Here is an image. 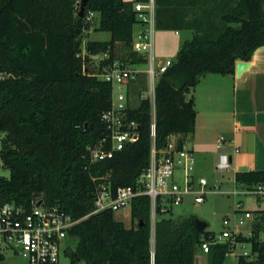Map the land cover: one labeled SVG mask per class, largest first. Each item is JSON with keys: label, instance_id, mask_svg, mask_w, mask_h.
<instances>
[{"label": "trees", "instance_id": "obj_1", "mask_svg": "<svg viewBox=\"0 0 264 264\" xmlns=\"http://www.w3.org/2000/svg\"><path fill=\"white\" fill-rule=\"evenodd\" d=\"M81 1L0 0L1 157L10 171L8 178L0 176V198L29 207L43 196L45 204L75 218L93 211L100 183H109L113 193L135 185L153 145L150 102L142 100L129 109L140 123V139L112 158L91 162L89 147L107 135L102 115L111 106L112 85L86 61L104 54L107 66L147 62L133 47L140 23L134 4L145 0H88L80 16ZM89 12L100 15L95 30L111 32L110 40L84 45ZM155 28L193 33L157 81L155 146L162 149L171 135L194 132L195 100L188 93L200 78L235 74L236 62L251 60L264 45V0H157ZM145 87L140 80L136 93ZM235 180L255 185L264 171H239ZM130 209V227L111 209L77 223L71 229L77 240L72 262L198 264L202 243L214 236L196 229L194 215L160 214L153 243L149 196L134 198ZM258 213L251 236L211 244L209 264H222L236 243L251 244V253L239 255L236 264H264V211Z\"/></svg>", "mask_w": 264, "mask_h": 264}, {"label": "built area", "instance_id": "obj_2", "mask_svg": "<svg viewBox=\"0 0 264 264\" xmlns=\"http://www.w3.org/2000/svg\"><path fill=\"white\" fill-rule=\"evenodd\" d=\"M134 7L144 28L135 33L133 47L147 58L145 64L148 66L141 69V64L116 60L102 74L95 67L98 77L102 75L101 79L112 85V93L111 106L102 115L107 135L98 144L89 147V151L93 163L112 158L117 151L136 143L140 139V123L130 117L129 109L138 106L142 100H149L153 140L150 162L133 186L118 187L113 193L109 183H100L96 188L95 208L85 217L107 209L115 212L131 206L134 198L147 195L150 198L154 233L157 216L170 213L172 206L181 203L185 195H193L196 203L204 202L209 193H248L258 199L264 198V180L255 184L253 189L243 184L239 190L234 188L227 191L219 182L210 184L206 177H196L193 153L184 144L179 147L180 139L175 134L169 137L164 148H156V85L160 75L172 65L173 59L161 61L154 55L157 0L139 1ZM94 15L95 12H89L87 21H91ZM140 80L145 81L146 87L137 94L135 87ZM223 140L224 137H221L219 141ZM216 167L219 171L228 170L230 155L221 154ZM179 179H183V182ZM242 206L239 201V224H244L252 216L250 211L242 210ZM83 218L73 217L59 205L45 204L43 196L33 199L29 207L0 198V259L5 251L10 250L23 256L28 264H61L62 257L72 258L70 253L76 248L72 249L70 240L76 238L71 235V229ZM236 235L233 231H224L218 236L214 234L211 240L202 243L201 248L207 253L211 244ZM251 235L252 231L247 236Z\"/></svg>", "mask_w": 264, "mask_h": 264}, {"label": "crops", "instance_id": "obj_3", "mask_svg": "<svg viewBox=\"0 0 264 264\" xmlns=\"http://www.w3.org/2000/svg\"><path fill=\"white\" fill-rule=\"evenodd\" d=\"M142 27L135 26V33ZM249 62L251 66L240 76L235 71L231 75L209 73L200 78L188 93L195 100V130L177 135L193 153L194 173L210 174L225 190L243 185L235 180L239 171H264V45L255 50ZM223 153L230 155V168L219 171L216 166ZM240 194L252 196L256 202L253 207H246L245 200H239L242 210L250 211L249 220L254 222L258 212L264 211V198ZM204 253L206 256L198 255V264H209L208 253Z\"/></svg>", "mask_w": 264, "mask_h": 264}, {"label": "rangeland", "instance_id": "obj_4", "mask_svg": "<svg viewBox=\"0 0 264 264\" xmlns=\"http://www.w3.org/2000/svg\"><path fill=\"white\" fill-rule=\"evenodd\" d=\"M100 15L95 13L93 19L90 21L91 32H85L86 36L84 38V45L88 40L96 41H108L111 39L112 34L109 31H98L95 30V27L99 24ZM137 27H142L141 23L136 25ZM144 28V26L142 27ZM193 35L191 30H181L179 33L175 30H154V55L157 60H167L175 59L178 50L181 47V44L184 40L191 38ZM136 47L139 48L138 43ZM84 53V52H83ZM107 59V55H91L86 61V65L92 68H97L99 74L107 68V65H103L104 61ZM86 60V59H85ZM147 64H141L139 67L141 69L147 68ZM102 75H99L101 78ZM196 177L204 176L209 180V183H215L213 177L208 173L196 174ZM0 176L9 177L10 171L3 165V160L1 157V136H0ZM180 182H183V179H179ZM240 185L239 188L240 189ZM253 187V185H251ZM232 189L231 186L226 189ZM240 199H244L246 207L254 206L252 196H245L243 194H232L228 192L223 193H209L207 194L205 201L201 203H196L194 201L193 195H185L184 199L179 204H174L170 213H165V216L178 217L182 215H194L199 219H202L208 223L207 231H210L217 236L222 234L224 231H233L236 234L249 235L250 231L253 228V222L249 219L245 221L244 224H239L238 216L239 211L237 203ZM115 218L119 221H122L125 226L130 227L132 225V216L130 206L121 208L115 211ZM161 218L159 214L157 219ZM153 232V230H152ZM235 237V236H234ZM232 237V238H234ZM263 238V237H262ZM225 240V238L223 239ZM226 241V240H225ZM224 242V241H223ZM153 243H154V233H153ZM77 240H70V245L72 249L76 248ZM244 252L251 253V244L250 243H236L235 248L229 252L222 264H236L237 258L239 255ZM199 256H206L202 249L198 251ZM0 264H28L27 260L18 254H14L12 251L7 250L4 253V257L0 259ZM61 264H81L72 262L71 257L64 256L62 257Z\"/></svg>", "mask_w": 264, "mask_h": 264}, {"label": "water", "instance_id": "obj_5", "mask_svg": "<svg viewBox=\"0 0 264 264\" xmlns=\"http://www.w3.org/2000/svg\"><path fill=\"white\" fill-rule=\"evenodd\" d=\"M88 0H82L81 1V8H80V16H83V11L85 4ZM251 66V63L249 61L245 60H239L236 62V74L237 76H240L244 71H246ZM13 75H10V78H12ZM40 204V203H39ZM208 227V223L202 219L197 218L196 219V229L200 232H203Z\"/></svg>", "mask_w": 264, "mask_h": 264}]
</instances>
